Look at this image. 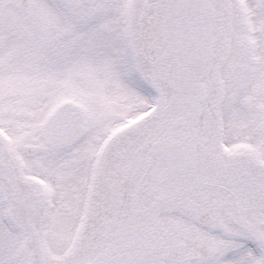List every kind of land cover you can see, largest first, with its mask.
<instances>
[{
	"label": "snow or ice",
	"instance_id": "6c2138e0",
	"mask_svg": "<svg viewBox=\"0 0 264 264\" xmlns=\"http://www.w3.org/2000/svg\"><path fill=\"white\" fill-rule=\"evenodd\" d=\"M0 264H264V0H0Z\"/></svg>",
	"mask_w": 264,
	"mask_h": 264
}]
</instances>
